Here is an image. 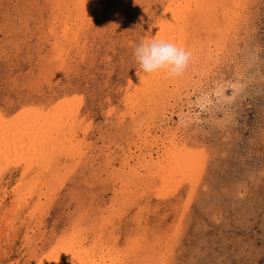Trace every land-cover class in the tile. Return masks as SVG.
Returning <instances> with one entry per match:
<instances>
[{
  "label": "rangeland",
  "instance_id": "rangeland-1",
  "mask_svg": "<svg viewBox=\"0 0 264 264\" xmlns=\"http://www.w3.org/2000/svg\"><path fill=\"white\" fill-rule=\"evenodd\" d=\"M179 1L87 0L81 8L80 0H0V144L13 137L1 131L13 129L29 108L41 115L38 131L50 107L64 100L71 113H64L58 137L81 145L70 156L49 151V143L39 148L38 138L34 148L28 137L11 150L0 145V264L32 263L39 251L55 252L61 235L87 234L83 244H90L106 214V243L123 249L132 235L138 243L136 256H121L123 264H264V0H242L232 10L220 48L200 33L213 54L208 61L194 58L178 77L143 76L133 50ZM29 118L22 123L34 128L36 117ZM171 134L197 158L189 172L182 169L187 181L165 196L145 182L151 188L133 202L129 193L144 184L136 176L155 174V166L143 164V148L156 156ZM36 168L42 177L29 180ZM36 195L41 207L29 215ZM21 196L20 212L12 211Z\"/></svg>",
  "mask_w": 264,
  "mask_h": 264
},
{
  "label": "bare ground",
  "instance_id": "bare-ground-1",
  "mask_svg": "<svg viewBox=\"0 0 264 264\" xmlns=\"http://www.w3.org/2000/svg\"><path fill=\"white\" fill-rule=\"evenodd\" d=\"M99 1V0H98ZM172 1V0H171ZM176 1V0H175ZM73 2V1H72ZM93 2V0H92ZM79 6L82 5L81 8H83L85 5L87 4V0H80ZM95 3V2H93ZM169 3V1H168ZM168 3H166V5H168ZM67 4V3H66ZM241 4H243L242 0H181L178 3L176 2V5L171 8L170 10L168 9V14L165 15V13L162 15L163 18L160 21V24L158 25L159 29L155 30V32H153L152 36L149 37V39H163L169 42H173L175 43L177 46H183L186 50H188L191 53V57H190V61H194V58H197L198 60H202L204 62H206V60L208 61L210 58H212L213 54L211 53V51H209V48H207V46L204 44L203 46L201 45V43L204 41L202 39V37L200 36V33L205 32L207 39L205 40L206 43L207 42H213V46L216 47V49L220 48L223 44V36L225 35V31L228 29V26L231 24V21L234 19V16L231 17V12L236 11L238 9H240V7L242 6ZM78 5V4H77ZM241 5V6H240ZM61 6V4H60ZM64 6V5H63ZM76 6V5H75ZM18 7V6H17ZM57 7V4H56ZM67 7V5H66ZM78 8V7H77ZM80 9V8H79ZM89 9V8H88ZM167 9V8H166ZM164 10V9H163ZM83 11V10H82ZM78 14V13H77ZM236 13L233 12V15H235ZM69 15V14H68ZM67 15V16H68ZM165 15V16H164ZM82 16V15H81ZM161 17V16H160ZM68 18V17H67ZM239 19V18H237ZM85 21V20H84ZM66 23V22H65ZM74 26V25H73ZM67 27V26H65ZM79 27V26H78ZM155 28V27H154ZM157 28V27H156ZM68 29V27H67ZM231 30V29H230ZM202 31V32H201ZM235 31V30H234ZM66 32V31H65ZM64 34V30L63 32H60ZM70 33V32H69ZM151 33V32H150ZM229 33V32H228ZM62 35V34H61ZM215 36V38H214ZM65 37V36H64ZM68 37V35L66 36ZM186 42H189L188 46L186 44ZM55 47V46H54ZM214 49V48H212ZM40 50V49H39ZM215 50V49H214ZM222 51V50H221ZM82 54V53H81ZM215 54V53H214ZM59 56V55H58ZM62 57V56H61ZM196 60V59H195ZM196 62V61H195ZM165 72V71H161ZM185 74V72H184ZM143 76H147L148 74H145L142 72ZM151 76V75H150ZM169 76V75H168ZM181 76V75H180ZM185 76V75H183ZM182 76V77H183ZM160 77V76H158ZM185 78V77H183ZM195 78V77H194ZM193 78V79H194ZM134 79V78H133ZM133 79L131 78L129 80V84H131V82H133ZM142 79V78H141ZM150 79V78H149ZM166 79V78H165ZM173 81V80H172ZM151 83V82H150ZM155 83V82H154ZM152 82V84H154ZM163 83V82H161ZM149 85V87L145 88V90L147 89V94L150 93V88L151 85ZM156 85V84H155ZM179 85V84H178ZM141 87V86H140ZM137 90V87H135ZM141 90V89H140ZM153 90V89H152ZM146 92V91H145ZM152 92V91H151ZM141 94V91H140ZM153 94V93H152ZM150 95V94H149ZM133 96V95H132ZM142 96V95H141ZM148 96V95H147ZM146 96V97H147ZM136 97V96H135ZM154 97V96H153ZM157 97V96H156ZM129 99H131V95L128 96ZM145 99V98H144ZM149 99V97H148ZM132 100V99H131ZM146 100V99H145ZM144 100V101H145ZM133 101V100H132ZM27 103V102H26ZM149 103V102H148ZM147 104V100L146 103ZM65 105V101L62 100L61 103H59V105H52L53 107H50V109L52 108L53 110L51 111L50 109V113H47L48 116L45 117L44 120V124H45V128L43 126V123L40 130L36 131V127L40 126L37 124V119L39 118L38 113H34V115L32 114L33 110L32 109H28V111H26L25 116L27 117V119H30L29 117H31L34 120V128H29L28 126H26L25 121L24 123H22L24 121V119H26V117H24V119L19 122L16 123V125L13 126V129L11 128H6L3 129V131H1V133L3 134L4 137L7 136H11L12 139H7V140H3L1 139V142L4 143V147H2V149L7 150H11V146H14V144H17L18 142L15 141L17 138L20 139L22 137H28L29 138V142L30 145H32L34 143V145H32V148H34L35 146L37 147L38 144L35 141V138H38V142L40 141V145L39 148H42L44 146L45 143H49L50 145V150L49 151H53L56 149L60 148V151L62 150V152L64 153V155L68 154L73 155L74 153H77L76 151H78V149H80L81 145L78 142H69L67 143V145H63V143L60 141L61 138L60 137V133L58 134V132H60L58 129L60 128V126L63 124L62 121V117L64 115V113L69 112L68 108H63V106ZM133 105V104H132ZM149 105V104H148ZM49 107V106H48ZM48 107L46 109H48ZM150 108V107H149ZM148 108V111L151 112V109ZM55 110V111H54ZM48 110H46L47 112ZM54 111V112H53ZM75 111V110H73ZM45 113V112H44ZM42 113V114H44ZM71 113V112H69ZM152 114V113H151ZM163 114V112H162ZM45 115V114H44ZM76 115V111L75 114ZM72 115V116H74ZM22 116V115H21ZM20 116V118H21ZM35 116V117H34ZM41 116V115H40ZM43 116V115H42ZM163 117V116H162ZM42 118V117H41ZM52 118V119H51ZM65 118V116H64ZM17 119V118H16ZM31 122L32 123V120ZM72 119H74L72 117ZM42 120V121H43ZM16 121V120H15ZM29 121V120H28ZM36 121V122H35ZM40 121V122H42ZM53 124V125H52ZM66 126V125H65ZM64 126V127H65ZM70 126V125H67ZM73 126V125H72ZM10 127V126H9ZM32 127V126H31ZM42 127L44 129H42ZM39 128V127H38ZM182 128V127H181ZM71 129V127H70ZM174 130V129H173ZM72 131V129H71ZM133 131V130H132ZM171 130H169L170 132ZM50 132H56L58 135L54 136L52 138V135ZM62 132V131H61ZM168 132V131H167ZM69 133V132H68ZM75 133V132H74ZM73 133V134H74ZM148 133V132H147ZM165 133V132H164ZM174 133V132H173ZM72 134V135H73ZM146 133H144V138ZM62 135V134H61ZM71 135V134H70ZM168 135V134H167ZM173 135V136H172ZM176 135V134H175ZM51 140H50V138ZM59 136V137H58ZM75 136V135H74ZM171 137L169 138V145L168 147L165 145V149L161 150V153L158 151L156 156L152 155V152L148 150V147H145V149L143 148V164L144 165H152L155 166V170L153 171V173L155 174H150V179H145L142 177V175H138L136 176L137 178V182H141L144 183L141 186H138L136 189H134V191H132L131 193H129V196L133 199L132 201L136 203V201L138 200L137 198L142 197L145 194V191L148 192L149 189L151 187L148 186V182L150 181L151 183L154 181V183L151 185L152 188L156 191V193H159L162 196L165 195H169L174 193L177 189L179 190V187H181L185 181H187V176L182 174V169L183 171H188V169H190V167L193 165L192 163L194 162L195 159H197L196 157H194V155L192 153H190L189 148L187 147V142L186 140L181 139L182 143L180 141H177L174 137V134L170 135ZM63 137V136H62ZM46 138H49V141L46 142ZM140 138V137H139ZM159 137H154V142L155 145L157 144V140ZM6 139V138H5ZM146 139V138H145ZM22 140V139H21ZM19 140V141H21ZM65 140V139H64ZM179 140V139H178ZM23 142V141H22ZM2 143L0 145H2ZM22 144V143H21ZM56 144H58L59 147H56ZM20 145V144H19ZM46 145V144H45ZM61 145V146H60ZM18 146V144H17ZM14 150V147H12ZM47 148V147H45ZM1 149V148H0ZM1 149V150H2ZM20 149H23L22 151L24 152V145L22 144V146L20 147ZM73 149H75V151H72ZM159 149V148H158ZM42 150V149H40ZM141 150V148L139 149ZM32 151V150H31ZM46 151V149H45ZM21 152V151H20ZM35 151H33L34 153ZM2 152H0L1 154ZM6 153V152H5ZM14 153V152H13ZM31 153V155L33 154ZM81 153V151L79 152V154ZM4 154V153H3ZM15 154V153H14ZM28 154V152H27ZM26 154V155H27ZM37 154V153H36ZM78 154V153H77ZM18 155V154H16ZM2 156V155H1ZM20 156H22L20 154ZM35 156V155H34ZM41 156V155H40ZM14 157V156H13ZM24 157V156H23ZM66 157V156H65ZM50 158V157H49ZM70 158V157H68ZM141 158V157H140ZM14 159V158H13ZM73 159V158H72ZM138 159V158H137ZM11 160V158L9 159ZM30 160H34L33 159H29V163ZM38 160V159H37ZM40 160V159H39ZM51 160V159H50ZM49 160V161H50ZM67 160V158L65 159ZM139 160V159H138ZM52 161V160H51ZM64 161V159H63ZM68 161V160H67ZM70 161V160H69ZM75 161V160H74ZM37 162V161H36ZM59 162V161H58ZM65 162V161H64ZM72 162V161H71ZM1 165L4 166V162L0 161ZM33 162L31 161V164ZM63 163V162H62ZM73 163V162H72ZM30 164V165H31ZM46 164V163H45ZM67 164V163H66ZM142 164V165H143ZM201 164V162H200ZM28 165L25 169V172L32 170L31 166ZM34 165V164H33ZM32 165V166H33ZM126 165V164H125ZM128 165V164H127ZM132 166V165H131ZM151 166V167H152ZM194 166V165H193ZM48 167V166H47ZM53 167V166H52ZM140 167V166H139ZM149 167V166H148ZM147 167V168H148ZM62 168V167H61ZM131 168V167H130ZM141 168V167H140ZM196 168V167H195ZM37 169V170H36ZM34 171H31V173H33L32 176L29 177V180L31 177H34L36 179H39L40 177H42L41 172L40 174L37 173L36 171H38L39 168H36ZM41 169V168H40ZM193 169V168H192ZM3 170V169H2ZM45 170L47 171V169L45 168ZM126 170V169H125ZM138 170V169H137ZM24 171V169H23ZM59 171V169H58ZM139 171V170H138ZM142 171V170H141ZM144 171V170H143ZM140 172V171H139ZM189 172V171H188ZM20 173V172H19ZM22 173V172H21ZM127 173V170H126ZM132 173V170L129 169V172L127 173L128 175H130ZM142 173V172H140ZM143 174V173H142ZM188 174V173H187ZM193 174V173H190ZM195 174V172H194ZM15 175V174H12ZM145 175V174H144ZM25 176V174H24ZM135 176V175H134ZM133 176V178H134ZM23 177V176H22ZM48 177V176H47ZM193 178V176H192ZM15 179H18L17 177ZM49 179V178H48ZM197 179V178H196ZM14 180V179H13ZM25 180V178H24ZM29 180L27 181L28 185L29 184ZM52 180V179H49ZM48 180V181H49ZM37 181V180H36ZM35 181V182H36ZM47 181V182H48ZM193 181V180H192ZM195 181V180H194ZM8 182V181H7ZM15 182V181H14ZM50 182V181H49ZM9 183V182H8ZM23 184V183H22ZM33 184V182H32ZM59 184V183H58ZM146 184V185H145ZM19 185L21 186V183L18 182V184H14L12 189L14 190L15 188L18 190ZM36 185V184H35ZM42 185V184H41ZM184 186V185H183ZM130 187V186H129ZM156 187V188H155ZM31 188V192L35 191V189L33 190L32 187ZM182 188V187H181ZM25 189V188H24ZM54 189V188H53ZM4 190V189H3ZM30 190V189H29ZM136 190V191H135ZM153 190V191H154ZM6 191V190H5ZM180 191V190H179ZM178 191V192H179ZM25 192V191H24ZM39 192V191H38ZM177 192V193H178ZM28 193V192H27ZM26 193V194H27ZM122 196L124 197L126 195V191L123 189V191H121ZM40 194V193H39ZM136 194L138 197H134L133 195ZM188 194V193H187ZM8 195V194H7ZM24 195V194H23ZM33 195V194H32ZM146 195V194H145ZM178 195V194H177ZM27 196V195H26ZM175 196V195H174ZM5 197V196H4ZM12 197V196H11ZM10 197V198H11ZM39 197H41V195H36L35 199L37 198L36 202H34V205L32 208L29 209V215H34L37 213V211H39L40 207H41V201H39ZM119 197V196H117ZM168 197V196H167ZM171 197V195H170ZM9 198V197H8ZM29 198V197H28ZM35 199H32L35 201ZM126 199V198H125ZM28 200V199H27ZM127 200V199H126ZM144 200V199H143ZM142 200V201H143ZM16 204L13 202L12 206L13 209L12 211H15V209L17 211H19V207L23 206L22 202L20 201H24L23 197H19V199L15 200ZM5 202V201H4ZM26 202V200H25ZM28 202V201H27ZM119 202V201H118ZM144 204L146 205L147 203H145V201H143ZM148 202V201H147ZM150 202V201H149ZM141 203V202H140ZM37 204V205H36ZM134 204V203H133ZM132 204V205H133ZM143 204V205H144ZM7 205V204H6ZM9 205V204H8ZM29 207L31 206V204H28ZM113 205V204H111ZM3 206V205H2ZM35 206V207H34ZM124 206V205H122ZM131 206V205H130ZM175 206V205H173ZM1 207V206H0ZM134 207V206H133ZM4 208V207H3ZM1 208V209H3ZM134 208H137L136 206ZM147 209V206L145 207ZM150 208V207H149ZM4 210V209H3ZM9 210V209H8ZM26 210V209H25ZM23 210V211H25ZM145 210V209H144ZM1 211V210H0ZM87 211V210H86ZM131 211V210H130ZM133 211V210H132ZM149 211V210H148ZM156 211V210H154ZM4 212V211H3ZM10 212V211H9ZM20 212V211H19ZM122 212V211H121ZM135 212V211H134ZM13 213V212H12ZM22 213V212H21ZM24 213V212H23ZM22 213V214H23ZM84 212H82L83 214ZM132 213L131 215L133 216L134 213ZM142 213H146L143 212ZM141 213V214H142ZM153 213V211H152ZM11 214V213H10ZM9 214V215H10ZM27 214V213H25ZM156 214V213H155ZM16 215L19 214H15ZM24 215V214H23ZM28 215V214H27ZM130 215V214H129ZM127 215V216H129ZM36 216V215H35ZM109 215H102L100 218L101 220H97L96 221V225H97V229L98 231V235L93 236L92 234V238H91V242L90 244L84 245L83 242L88 238V235H84L81 234L82 236L80 237H76V238H65L63 235L60 236V238L58 237L57 239H55L54 241V246L56 247L55 252H53L51 250V252H47L45 250L43 251H39L38 254H34L35 256L34 261L32 263H29V261H27V263L29 264H123L124 259L127 257V253L130 255L132 254V256H136L137 254V246L138 243L136 242V239L133 238V235L131 236V238H127V240L125 241L126 244H124L125 248L122 249V247L120 248L119 246H117L116 243H112L109 242L106 243L109 239L110 236L109 234H106L104 232V230L107 228V226L109 224H111V219H109L108 217ZM123 216V215H121ZM144 216V215H142ZM147 216V215H146ZM31 217V216H30ZM38 216H36L37 218ZM135 217V216H134ZM150 217H153L150 215ZM7 218H10V216ZM14 218V217H13ZM12 218V219H13ZM19 218V217H18ZM15 218L14 221H16ZM2 219V218H0ZM95 219V218H94ZM154 220L157 219L156 217L153 218ZM152 219V221H153ZM19 220V219H18ZM25 220V219H24ZM28 220V217L27 219ZM117 220V219H116ZM128 220V219H127ZM132 220V218H131ZM135 220V219H134ZM2 221V220H1ZM13 221V222H14ZM21 221V220H20ZM30 221V220H28ZM121 221V219H120ZM147 221V220H146ZM158 221V220H157ZM156 221V222H157ZM36 222V221H35ZM34 222V223H35ZM122 222V221H121ZM120 222V223H121ZM127 222V221H126ZM136 222V221H135ZM118 223V222H117ZM130 223V220H129ZM134 223V222H133ZM132 223V226H133ZM15 224V223H12ZM18 224V223H17ZM122 224V223H121ZM128 224V223H127ZM126 224V225H127ZM142 224V223H141ZM144 224V223H143ZM153 224V223H152ZM156 224V223H155ZM16 225V224H15ZM27 225V224H26ZM118 225V224H117ZM131 225V224H130ZM146 225V224H144ZM160 225V224H159ZM75 226H78L77 224ZM123 226V225H122ZM140 226V225H139ZM147 226V225H146ZM149 226V225H148ZM154 226V225H153ZM151 226V227H153ZM158 226V225H156ZM16 226H12V228L15 229ZM36 227V226H35ZM118 227V226H116ZM9 228V226H8ZM124 228V227H123ZM134 228V227H132ZM131 228V229H132ZM116 229V228H115ZM120 229V228H119ZM161 228H159L160 230ZM2 230V229H0ZM80 230V229H79ZM125 230V229H124ZM143 230V229H142ZM162 230V229H161ZM115 231V230H114ZM113 231V232H114ZM117 231V230H116ZM121 231V230H120ZM1 232V231H0ZM127 232V230H126ZM125 232V234H126ZM134 232V231H133ZM132 232V233H133ZM154 232V231H153ZM53 233V232H52ZM121 233V232H119ZM163 233V232H162ZM161 233V234H162ZM150 234V233H149ZM152 234V233H151ZM156 234V233H154ZM158 234V233H157ZM156 234V235H157ZM121 235V234H120ZM155 235V236H156ZM116 236V235H115ZM127 236V235H126ZM151 235H149L148 238H150ZM153 236V235H152ZM158 236V235H157ZM3 237V236H2ZM8 237V236H7ZM160 238V237H159ZM20 239V238H19ZM26 239V238H25ZM117 239V238H116ZM120 239V238H119ZM151 239V238H150ZM148 239V240H150ZM160 240V239H159ZM7 241V239L5 240ZM115 242V241H114ZM22 243V242H21ZM8 246V245H7ZM24 246V245H23ZM11 247V246H10ZM22 247V246H21ZM25 247V246H24ZM23 248V247H22ZM2 249V248H1ZM34 249H36V246L34 247ZM125 249V250H124ZM23 250V249H21ZM33 250V249H32ZM54 250V249H53ZM17 251V250H16ZM24 251V250H23ZM31 251V250H30ZM13 252V251H11ZM10 252V253H11ZM20 252V250L18 251ZM9 253V252H7ZM29 253V252H28ZM37 253V252H36ZM23 254V253H22ZM20 254V255H22ZM31 254V253H30ZM123 254V255H122ZM6 255V253H5ZM33 255V254H32ZM142 255V254H141ZM8 256V255H7ZM12 256V255H11ZM121 256H124L125 258H122ZM6 257V256H5ZM29 257V256H28ZM26 257V258H28ZM16 258V257H15ZM22 258V257H21ZM32 258V256L30 257ZM32 258V259H33ZM138 258V257H137ZM14 259V258H13ZM137 261V260H136ZM31 262V261H30ZM109 262V263H108ZM16 263V262H15ZM26 263V264H27Z\"/></svg>",
  "mask_w": 264,
  "mask_h": 264
},
{
  "label": "clouds",
  "instance_id": "clouds-1",
  "mask_svg": "<svg viewBox=\"0 0 264 264\" xmlns=\"http://www.w3.org/2000/svg\"><path fill=\"white\" fill-rule=\"evenodd\" d=\"M133 56L141 72L165 71L170 77L180 76L188 67L191 53L183 46L163 39L141 40Z\"/></svg>",
  "mask_w": 264,
  "mask_h": 264
}]
</instances>
